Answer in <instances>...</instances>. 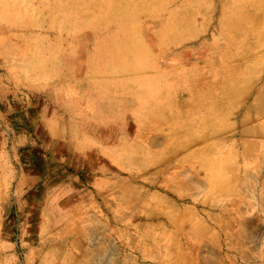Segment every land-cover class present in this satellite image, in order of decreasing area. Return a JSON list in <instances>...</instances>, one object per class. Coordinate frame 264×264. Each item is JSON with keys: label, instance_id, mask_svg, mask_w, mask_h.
Here are the masks:
<instances>
[{"label": "rangeland", "instance_id": "rangeland-1", "mask_svg": "<svg viewBox=\"0 0 264 264\" xmlns=\"http://www.w3.org/2000/svg\"><path fill=\"white\" fill-rule=\"evenodd\" d=\"M72 229L264 264V0H0V264Z\"/></svg>", "mask_w": 264, "mask_h": 264}, {"label": "bare ground", "instance_id": "bare-ground-1", "mask_svg": "<svg viewBox=\"0 0 264 264\" xmlns=\"http://www.w3.org/2000/svg\"><path fill=\"white\" fill-rule=\"evenodd\" d=\"M132 48L130 49L133 50ZM130 49L129 51H131ZM136 51H134L133 54H135ZM129 54H131V52ZM136 55H137V52H136ZM126 81H124V83ZM128 82L130 81L128 80ZM155 139H152L150 141V143H152L151 145H154L156 143L157 140ZM233 216H234V219L237 218V216L235 215ZM223 225H225L224 228H226V234L229 233V235H231L230 234L231 225L229 223L222 224V226ZM77 231H78L77 229L69 230V232L65 236V239L71 240L72 245H73V250L68 255L66 264H137L136 262L139 259L138 256L137 255H132V256L123 255L124 256L123 257L121 255V248L118 246L116 242L106 239L105 237H99V235L98 236L95 235V237H91L88 234H86L83 229H81L78 232ZM102 234H104V232ZM203 235L204 234L201 229H196L193 237H189L187 239V241L185 242V245L182 246L183 255L181 258V261H182L181 264H211L209 260L207 261V259L210 257V254L212 253V249L209 247L205 239V236ZM255 240H254L255 241L254 245L257 243H261V242H258V239H255Z\"/></svg>", "mask_w": 264, "mask_h": 264}]
</instances>
